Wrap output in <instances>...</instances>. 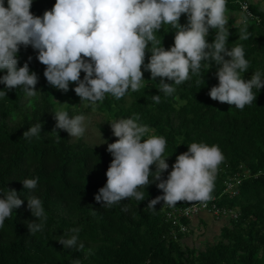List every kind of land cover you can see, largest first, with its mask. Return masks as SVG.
<instances>
[{"label": "trees", "instance_id": "16d2710c", "mask_svg": "<svg viewBox=\"0 0 264 264\" xmlns=\"http://www.w3.org/2000/svg\"><path fill=\"white\" fill-rule=\"evenodd\" d=\"M55 3L56 0H33L31 12L42 18ZM250 10L257 14L259 22L251 20L236 0H227L226 27L230 35L226 47L231 50L237 43L243 46L249 61L247 71L241 73L245 81L256 71L262 73L264 80V12L255 10L253 4ZM238 18L246 20L250 34L247 40H239L240 29L245 25L236 22ZM180 24L188 25L187 14H182ZM175 31L171 25H162L154 33L159 46L170 50ZM216 31L209 30V44L214 42ZM151 47L149 43L141 68L144 81L138 91L129 89L119 100L105 94L102 101L91 104L82 102L75 93L78 84L70 83L67 92L52 86L44 75L46 66L37 58L38 50L30 45L20 46L17 67L27 63L30 73L37 75L38 93L27 98L22 86L8 90L0 83V91H7V96L0 97V191L15 190L23 201L0 227V264H73L77 259L80 264H264V89L254 88L257 99L243 110L212 100L209 92L219 85L216 74L222 65L212 62L206 67L202 61L199 75L190 71L189 79L166 96L158 84L161 79L169 84L174 81L160 77L152 80L146 70ZM4 75L6 71H0V79ZM85 75L81 72V81ZM155 95H160L159 103L152 100ZM61 104H67L63 108L71 117L91 116L101 129L105 144L69 140L67 131L56 128L54 114ZM97 114L101 115L100 121ZM134 116L139 117L137 123L150 129L142 140L149 136L166 139L163 158H167L169 168L156 180L157 165L150 166V184L137 189L143 192V200L127 198L104 207L95 197L107 184L106 173L113 160L108 144L118 139L110 123ZM37 123L43 125L39 137L23 138V133ZM191 143L218 145L223 153L218 168L225 172L217 170L211 198L222 193L225 181L240 166L251 174L262 171L257 178L242 181L238 197L219 199L220 206L241 213L237 219H228V225H218V232L206 239L210 227L206 212L183 218L176 216L164 201L155 209L147 207L151 200L164 195L159 183L167 180L176 158L187 153ZM37 178L34 190L24 188L23 180ZM32 194L41 199L47 216L44 228L35 235L27 227L29 221L38 222L28 208L27 196ZM197 203L202 202L180 201L175 209L181 211ZM168 211L174 220H167ZM184 227L189 230L182 232ZM72 228L81 229L78 243H83L84 248L79 251L64 248L58 242L65 234L70 237Z\"/></svg>", "mask_w": 264, "mask_h": 264}, {"label": "clouds", "instance_id": "9594fccd", "mask_svg": "<svg viewBox=\"0 0 264 264\" xmlns=\"http://www.w3.org/2000/svg\"><path fill=\"white\" fill-rule=\"evenodd\" d=\"M236 1L253 21H258V17L251 12V4L255 10L258 8L261 13L264 12V2L262 7L259 6L261 0ZM32 3L33 0H0V71H6L0 83L6 85L8 90L22 86L27 98L37 95L38 78L35 73H30L27 63L17 67L21 45H30L38 50L37 58L46 66L44 75L52 86L67 92L70 83L78 84L75 93L82 102L91 104L102 101L105 94L119 100L129 89L136 92L142 87L144 79L141 68L149 43L152 45V55L146 70L150 71L152 80L160 77L174 81L169 84L161 79L158 84L159 91L166 96L176 91V85L189 79L190 71L199 75L202 61L206 67L212 62L222 65L216 74L219 85L209 92L212 100L243 110L257 99L253 89H264L260 71L254 72L247 81L241 77V73L249 67L243 46L237 43L231 50L226 47L230 35L226 27L227 0H56L52 10L46 11L42 18L32 14ZM182 14L188 16L187 26L180 24ZM236 22L245 25L240 29L239 40H247L250 34L246 20L238 18ZM166 24L176 29L174 46L170 50L159 46L160 42L154 34ZM210 29L217 30L211 44L206 40ZM81 72L86 74L82 81ZM199 83L200 80H197ZM4 96H7V91H0V97ZM152 100L159 103L160 95L152 96ZM63 105L54 114L56 128L67 131V138L72 142L77 141L72 137L84 135L86 117L83 114L71 117ZM138 119V116H134L110 123L118 139L108 144L107 150L113 160L106 173L107 184L95 197L104 207L127 198L143 200V192L137 189L150 184L149 177L153 175L150 166L157 165L156 180H160L161 174L169 168L167 158H163L166 139L149 136L142 140L150 129L137 123ZM42 128L41 123L30 126L23 133V138L39 137ZM98 130L101 133V129ZM53 133L59 136L57 132ZM188 147L187 153L176 158L167 180L159 183L158 187L164 195L151 200L147 207L155 209L157 204L164 201L178 217L187 218L206 212L208 216H214L221 227L228 225V219H237L241 212L220 206L219 199L222 196L238 197L242 181L257 178L262 171L251 174L240 166L225 181L222 193L211 198L217 170L225 172L224 168H218L223 162V153L218 145L191 143ZM22 183L25 189L34 190L38 178L25 179ZM0 193L3 194V198H0V227H3L5 219L23 201L15 190L7 188ZM209 199V202H203ZM27 200L28 208L38 220L27 223L29 232L35 235L44 228L47 216L40 198L32 194L27 196ZM180 201L202 203L178 211L175 206ZM166 218L174 220L172 212L168 211ZM80 230L72 228L70 231L73 234L70 237L65 234L58 242L64 248L83 249V243H78ZM186 230L189 228L184 227L182 232ZM73 264H80L79 259L74 260Z\"/></svg>", "mask_w": 264, "mask_h": 264}, {"label": "rangeland", "instance_id": "374dc122", "mask_svg": "<svg viewBox=\"0 0 264 264\" xmlns=\"http://www.w3.org/2000/svg\"><path fill=\"white\" fill-rule=\"evenodd\" d=\"M263 2L264 0H261V2L259 3V6L262 7L263 6ZM100 114L95 115V117L100 121ZM91 121V122H90ZM84 126H85V133L82 137H72L73 140H83L84 142L90 144V145H104V138L102 137V134L99 132L98 128L95 126L91 116L89 118H87L84 122ZM206 221L209 223L208 227V235L205 236V239L208 238L213 232H218V223L216 222V220L214 219V216L209 215L208 217H206ZM205 227V226H203Z\"/></svg>", "mask_w": 264, "mask_h": 264}]
</instances>
